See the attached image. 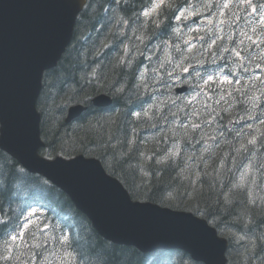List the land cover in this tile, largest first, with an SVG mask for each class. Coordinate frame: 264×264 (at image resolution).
Returning a JSON list of instances; mask_svg holds the SVG:
<instances>
[{
  "label": "trees",
  "instance_id": "1",
  "mask_svg": "<svg viewBox=\"0 0 264 264\" xmlns=\"http://www.w3.org/2000/svg\"><path fill=\"white\" fill-rule=\"evenodd\" d=\"M188 1L165 0L145 19L141 13L154 0H87L70 45L58 65L44 74L37 104L45 142L40 151L48 157L100 158L132 198L192 210L211 220L231 239L229 264H262L264 141L253 143L247 136L219 140L222 127L213 117L217 103L191 107L173 95L158 74L169 69L159 64L162 52L165 58L168 52L175 54L174 61L182 57L184 37L177 34L174 20ZM156 42L159 49L145 51ZM204 61L199 65L201 80L215 65L210 58ZM102 92L113 97L112 106L91 104V98ZM248 99L249 95L232 93L230 101L245 105ZM73 103L89 106L79 118L66 122L67 107ZM147 103V118L134 116ZM225 104L223 110L232 113L227 117L242 119ZM263 136L264 124L256 130L258 142ZM246 165L251 176L244 181ZM33 211L38 220L27 224ZM14 236L23 240L17 238L7 250ZM160 261L201 264L183 250L145 253L103 238L65 191L29 172L0 147V264Z\"/></svg>",
  "mask_w": 264,
  "mask_h": 264
},
{
  "label": "water",
  "instance_id": "2",
  "mask_svg": "<svg viewBox=\"0 0 264 264\" xmlns=\"http://www.w3.org/2000/svg\"><path fill=\"white\" fill-rule=\"evenodd\" d=\"M86 0H0V147L31 173L65 191L104 238L143 252L181 248L196 261L227 264L228 242L205 218L149 201L133 200L101 160L83 154L49 158L40 153L41 114L37 101L46 70L55 67L70 44ZM188 88L182 85L174 93ZM92 102L111 105L96 95ZM86 106L72 104L66 121ZM233 121L228 122L231 127Z\"/></svg>",
  "mask_w": 264,
  "mask_h": 264
},
{
  "label": "rangeland",
  "instance_id": "3",
  "mask_svg": "<svg viewBox=\"0 0 264 264\" xmlns=\"http://www.w3.org/2000/svg\"><path fill=\"white\" fill-rule=\"evenodd\" d=\"M164 0H155L154 1V4H153V6L152 7H150V9L148 10V11H146L145 13L147 14V15H149V14H151L152 12H154L155 10H158V6L163 2ZM192 15V10H187V8H185V9H183V10H181L180 11V13H179V16L180 17H184V19H183V21H184V23L182 24V25H180L179 27H176V31H177V34L179 35V34H185V39H186V41L188 42V41H193V40H195V36L198 34V32H201V31H203L204 29H206V26H205V24H204V21L205 22H214L213 21V19H209V18H207L206 16H204L203 18H200V20H198V21H190L189 20V17ZM203 14H200V17L202 16ZM222 16H220L216 21L217 22H219L220 20H222ZM194 24H197V25H195L194 27H192V28H188V27H186V29L184 30V33H181V28L183 27V26H186V25H194ZM258 25H261V26H263L264 27V11L262 12V15H261V17H260V19L258 20V21H256V22H254L253 23V26H252V29H253V31H256V29H257V26ZM253 35H254V33H251L250 35H247L246 36V39L244 40V42H249V41H251L252 39L254 40V38H253ZM263 35H264V33H263ZM262 37H260V39H261ZM264 38V37H263ZM194 47V44H192L191 46H190V49H192ZM224 47H225V45H222L221 46V48L222 49H224ZM219 49V50H217V52L218 53H222V52H224L222 49ZM152 49V48H151ZM148 50V49H147ZM239 51H240V49H238ZM240 57H243L242 56V54H240L239 56H237V58L239 59ZM242 65H243V67H244V62H240ZM227 66V60H225L224 62H222L221 64H219L216 68L218 69V68H224V67H226ZM233 67H234V65H232ZM232 67V68H233ZM256 76H258V73H256ZM177 77V75L175 74L174 75V79ZM215 79H217V81H218V85H219V88H222V87H224V88H227V89H231V87H229L230 86V84H232L233 83V79H232V77L231 76H229V75H223L222 73H220V75H218L216 78H213V80L214 81H216ZM222 85V86H221ZM237 85H240V79L238 78L236 81H235V83H234V85L233 86H237ZM242 93H244L243 91H242ZM196 95H197V92L196 93H192L191 95H189L187 98L188 99H193V98H195L196 97ZM225 97L226 96H224V97H219V99H218V101L217 102H219V105L218 106H220V104H221V106H223V109H225L224 108V99H225ZM255 100V102L257 101V99L255 98L254 99ZM85 105V104H84ZM85 106H87V105H85ZM248 108L250 107L249 105L247 106ZM250 109V108H249ZM148 110V109H147ZM147 110L143 113V114H146V112H147ZM218 111H221V108H219L218 109ZM138 113H136V117H138ZM254 115V114H253ZM218 139L219 140H222L220 137H218ZM247 169H248V167H247ZM247 175V173H244L243 174V176H246ZM33 213H35V212H33ZM33 213H32V216H35V215H33ZM36 214V213H35ZM36 220H38V218H36ZM35 220V221H36ZM29 224V223H28ZM14 243H15V241L12 239L10 242H8L7 244H6V247H7V250H10V249H12L13 248V246H14ZM3 252H6L5 250H2ZM158 264H162L161 262L160 263H158Z\"/></svg>",
  "mask_w": 264,
  "mask_h": 264
},
{
  "label": "bare ground",
  "instance_id": "4",
  "mask_svg": "<svg viewBox=\"0 0 264 264\" xmlns=\"http://www.w3.org/2000/svg\"><path fill=\"white\" fill-rule=\"evenodd\" d=\"M141 76V75H140ZM139 76V78H141ZM96 95H105V96H107V97H110L111 99H112V102L114 103V99H113V97L110 95V94H108V93H105V92H102V93H98V94H96ZM95 95V96H96ZM94 97V96H93ZM93 97L91 98V104H93V106H96V107H110V106H112V104L111 105H97L95 102H92V99H93ZM84 104V103H83ZM85 105H87L86 106V108H85V110H87L88 109V104H85ZM147 109H149V107H148V103H147V105L145 106V108H143L142 110H137V111H135V113H134V116H136V113H138L139 115H138V117L140 116V117H143V118H147L146 117V114H143ZM158 118V117H157ZM157 118H153V120L152 121H155ZM221 138V137H220ZM260 262H262V264H264V261H261L260 260ZM247 264H249V262L247 261Z\"/></svg>",
  "mask_w": 264,
  "mask_h": 264
},
{
  "label": "snow or ice",
  "instance_id": "5",
  "mask_svg": "<svg viewBox=\"0 0 264 264\" xmlns=\"http://www.w3.org/2000/svg\"><path fill=\"white\" fill-rule=\"evenodd\" d=\"M254 11H255V9H254ZM177 19H179V17H177ZM236 55L237 56H239L240 55V53L239 52H237L236 53ZM209 80H211L212 79V77H209L208 78ZM33 215H35V213H33ZM25 227H27V225L25 226ZM17 238H20L21 240H23V236H19V237H17V236H14V237H12V239L15 241ZM65 239V242L67 241V238H64Z\"/></svg>",
  "mask_w": 264,
  "mask_h": 264
},
{
  "label": "flooded vegetation",
  "instance_id": "6",
  "mask_svg": "<svg viewBox=\"0 0 264 264\" xmlns=\"http://www.w3.org/2000/svg\"><path fill=\"white\" fill-rule=\"evenodd\" d=\"M226 4H227V3H226ZM225 23H228V22H227V21H225ZM229 26H230V25H229V23H228L226 27L228 28ZM182 71H183V70H182Z\"/></svg>",
  "mask_w": 264,
  "mask_h": 264
}]
</instances>
